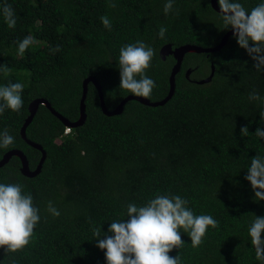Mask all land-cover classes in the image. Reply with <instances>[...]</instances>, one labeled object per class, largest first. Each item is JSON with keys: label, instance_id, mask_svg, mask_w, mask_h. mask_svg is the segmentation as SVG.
Segmentation results:
<instances>
[{"label": "trees", "instance_id": "1", "mask_svg": "<svg viewBox=\"0 0 264 264\" xmlns=\"http://www.w3.org/2000/svg\"><path fill=\"white\" fill-rule=\"evenodd\" d=\"M166 2L0 0V87L24 85L23 107L0 115V133L6 130L15 138L13 145L0 148V160L21 149L31 169L39 163L42 152L20 134L33 99H47L75 121L82 83L90 75L101 83L109 109L133 94L120 88L119 54L125 45L143 41L154 49L146 75L156 86L147 98L157 101L168 94L176 62L173 55L162 59L163 45L211 47L232 29L211 0H174L168 14ZM238 2L250 12L264 0ZM5 4L15 12V28L5 22ZM103 16L111 29L104 27ZM160 27L167 29L163 39ZM29 35L36 43L20 56L18 42ZM57 46L60 51H53ZM255 63L233 35L217 52L186 54L176 92L165 105L131 100L114 116L103 113L90 83L86 122L68 135H63L62 121L40 105L27 136L47 151L41 173L23 175L20 158L13 156L0 167V183L20 184L24 194L32 195L41 219L23 250L0 248V264H107L106 250L96 240L108 233L111 222L126 220L131 203L143 206L169 194L187 199L194 215H211L219 224L209 227L199 247L181 229L184 244L170 256L179 255L182 264H264L256 258L248 231L255 216L264 217V200L256 199L245 179L251 160L264 157V139L255 135L257 128L264 130V70L257 71ZM212 64V81L196 83L210 75ZM252 92L262 99L250 100ZM243 126L247 136L241 134ZM50 201L58 217L48 212ZM93 227L101 229L100 237L93 235Z\"/></svg>", "mask_w": 264, "mask_h": 264}, {"label": "clouds", "instance_id": "2", "mask_svg": "<svg viewBox=\"0 0 264 264\" xmlns=\"http://www.w3.org/2000/svg\"><path fill=\"white\" fill-rule=\"evenodd\" d=\"M222 20L226 28L234 30V36L239 46L245 49L256 63L257 71L264 70V3H259L250 12L238 0H218ZM114 3L110 7H115ZM174 7V0H167L164 5L165 14ZM3 17L9 28H15L17 19L11 5L5 4ZM105 28L111 29V21L107 16L101 17ZM167 29L160 27L159 36L164 38ZM35 39L29 35L18 42V54L23 56ZM53 51H60L57 46ZM155 55L152 47L143 41L127 44L120 49L119 69L120 88L138 97H149L155 82L146 75ZM5 73L9 69L4 68ZM22 83H10L0 87V115L6 109L19 112L23 107L21 93ZM250 100L260 101L258 93L249 94ZM264 117V113H261ZM67 128L70 131L67 132ZM71 127L66 126L63 135L71 133ZM247 126L241 128L242 136H247ZM255 135L264 139V130L257 128ZM15 138L5 130L0 133V148H8L14 144ZM258 200H264V157L257 155L251 160L248 175ZM188 200L179 195H156L145 205L131 203L127 206V219L111 222L108 233L97 239V246L106 250L107 264H182L180 256L172 257L169 253L179 249L184 241L181 229L191 238V245L199 247L203 243L209 227L215 229L218 221L211 215H194L187 207ZM48 212L59 216L60 212L48 203ZM39 209L33 204L30 193L24 194L20 184L0 183V248L6 253L23 250L34 235V229L41 217ZM251 243L255 248L257 260L264 261V217H257L249 227ZM101 229L93 227V235L100 237Z\"/></svg>", "mask_w": 264, "mask_h": 264}, {"label": "water", "instance_id": "3", "mask_svg": "<svg viewBox=\"0 0 264 264\" xmlns=\"http://www.w3.org/2000/svg\"><path fill=\"white\" fill-rule=\"evenodd\" d=\"M211 4H212V7L216 11L220 12L218 0H211ZM233 35H234V30L233 29L228 30L225 33V35L221 38V41L217 45H214L211 47H203V46L194 45V44H185V45H181L179 47L173 48L172 44L170 43L163 45L160 49V54L162 56V59L165 60L168 56L173 55L174 58L176 59V62L174 63L171 69V72H170V76H169L170 87H169L168 94L163 99H160L157 101H152L149 98H145V97H138V96H135L134 94H129L115 108L109 109L105 103L103 87L101 83L98 81V79L92 75L86 77L83 80V83H82L83 93H82V97L80 100V117L75 121H70L67 117L63 116L60 112H58L52 106V104L47 99L42 98V97L33 99L30 102L29 107H28L29 115L26 117L23 125L20 128V134H21V137L30 146L42 152V156L39 160V163L37 164L35 169H31L26 154L21 149H12L6 152L5 155L2 157V159L0 160V167L5 166L13 156H17L20 158L21 163H22L21 172L23 173V175L27 177H35L41 173L42 167L47 157V151L44 149V147L40 143H37L29 139L27 136V128L33 121L35 115L37 114L40 105H45L52 112L53 115H55L62 121V123L65 126H68L71 128L79 127L86 122V119H87L86 99H87L90 83H92L97 88L102 111L107 116H114V115L121 114L124 110L125 104L131 100H136L144 105L153 106V107L165 105L174 96L176 92V86H177L176 76L181 70L186 54L190 52L192 53L217 52L221 50L228 43L229 38ZM188 73H189V70H188ZM214 75H215V65L212 64L210 75L205 78L195 80V82L198 84L210 83Z\"/></svg>", "mask_w": 264, "mask_h": 264}, {"label": "built area", "instance_id": "4", "mask_svg": "<svg viewBox=\"0 0 264 264\" xmlns=\"http://www.w3.org/2000/svg\"><path fill=\"white\" fill-rule=\"evenodd\" d=\"M70 131V128H67V132Z\"/></svg>", "mask_w": 264, "mask_h": 264}]
</instances>
